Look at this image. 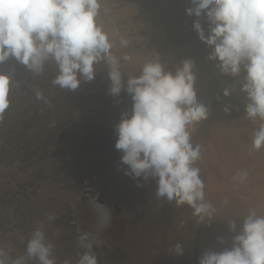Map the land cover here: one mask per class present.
<instances>
[{
  "label": "rangeland",
  "instance_id": "obj_1",
  "mask_svg": "<svg viewBox=\"0 0 264 264\" xmlns=\"http://www.w3.org/2000/svg\"><path fill=\"white\" fill-rule=\"evenodd\" d=\"M117 1L123 6H114ZM128 2L135 0H102L100 16L110 36L116 33L112 52L120 59L125 83L129 76H138L150 59L159 57L172 71L185 58L195 61L200 39L192 27L196 18L185 13L190 0L155 1L145 14L129 13ZM124 13L128 19L122 17ZM201 23L204 26L206 20ZM175 29L182 31L181 39ZM121 38L129 41L127 47L120 44ZM181 45L188 53L172 51ZM125 55L131 59L124 60ZM95 67V79L71 91L53 84L58 74L54 61L46 62L38 75L14 58L0 63V73L11 78L9 106L0 118V248L12 258L24 255L37 227L54 245L56 264H78L84 249L77 238L82 235L91 240L98 264H137L140 252L147 257L145 264H198L204 251L231 248L228 234H238L243 224L239 217L244 219L254 210L249 207L243 214L216 191L205 194L216 209L211 219L201 221L184 204V211L166 215L172 224L163 225L164 208L152 203L156 179L133 180L125 175L127 166L120 163L123 153L115 148V126L122 113L131 112L132 99L124 91L111 96L107 64ZM193 71L199 75L200 65ZM37 92L43 98L38 99ZM215 173L221 181V173ZM245 198L255 202L252 196ZM262 211L259 215H264ZM227 213L236 219V231L228 227ZM50 214L57 218L49 221ZM177 244L183 255L176 254Z\"/></svg>",
  "mask_w": 264,
  "mask_h": 264
},
{
  "label": "clouds",
  "instance_id": "obj_2",
  "mask_svg": "<svg viewBox=\"0 0 264 264\" xmlns=\"http://www.w3.org/2000/svg\"><path fill=\"white\" fill-rule=\"evenodd\" d=\"M190 4L185 13L196 18L192 27L211 49L208 59L216 61L224 75L245 73L240 91L248 100L247 117L261 121L252 140L253 149L260 150L264 147V0H190ZM101 8L102 0H0V63L14 58L38 75L46 62L54 61L58 74L53 84L71 91L95 79L97 64H107L109 94L118 97L124 91L133 102L131 112L122 113L115 126V148L123 153L120 163L127 166L125 175L133 180L156 179L157 197L178 206L187 204L201 221L211 219L216 209L205 200L204 182L195 166L201 147L191 139L195 124L209 111L197 97L195 61L185 58L172 71L159 57L150 59L138 76H129L125 83L120 59L112 52L116 33L110 36L105 30ZM201 19L206 20L207 31ZM120 44L127 47L129 41L121 38ZM10 82L9 75L0 73V118L9 106ZM232 91L225 88L223 95ZM37 98H43L42 93L37 92ZM246 176L239 174L241 179ZM56 218V214L48 216L49 221ZM229 228L236 231L234 220ZM77 240L84 249L78 264H98L91 240L86 235ZM53 248L43 228L37 227L24 255L12 258L0 248V264L29 260L56 264ZM175 251L183 255L184 249L177 244ZM198 264H264V215L250 211L231 248L204 251Z\"/></svg>",
  "mask_w": 264,
  "mask_h": 264
},
{
  "label": "bare ground",
  "instance_id": "obj_3",
  "mask_svg": "<svg viewBox=\"0 0 264 264\" xmlns=\"http://www.w3.org/2000/svg\"><path fill=\"white\" fill-rule=\"evenodd\" d=\"M155 1L159 2V0ZM155 1L135 0L134 3L128 2L129 10H126L133 14L134 12L143 14L154 6L153 4ZM121 2L122 1L115 2L114 6H123L124 3ZM124 14L125 15L122 17L128 19L129 15H126V13ZM207 27V23H205V31H207ZM175 32H178L177 38L181 39L182 31H177L175 29L174 33ZM199 44L198 50H196L197 53L195 52L196 55L194 57L195 66L200 65L201 72L196 76L195 86L198 88V100L204 102L207 105L209 111L205 119L195 124L192 130L191 139L194 145L199 144L201 147V156L200 159L197 160L195 166L200 169V177L204 182V192L206 195H209L210 193L212 194L213 192L216 193V191H218L217 194L219 196L221 195L226 200L228 199V202L236 203L242 210H240L241 213L249 212V209L252 208V210H254L259 215V211L264 208V147H262L260 150H255L252 147L253 132L259 127L261 121L259 118L253 120L247 117L245 106L248 103V100L246 99V94L240 91L245 73L242 71L237 77H231L222 74L217 66V62L208 59L211 49L202 41L200 42V40ZM172 51L174 53H188V51L182 48V45L181 47L173 48ZM204 53L207 54V57L202 59V57H205ZM229 87L233 89L232 94L228 97H225L223 95V90ZM226 106L229 107V111L227 112L224 110ZM214 171L221 173V181L216 179L217 177L216 173L214 174ZM245 172L247 173L246 178L241 179L239 174ZM218 195H215V197ZM245 196L254 197L255 202H247L248 199L245 201ZM219 199H221V197H219ZM152 203L157 207H160V209L164 208L162 211L164 213L166 222L164 223V220H162L163 225L171 223V221L166 217L167 214H173L174 217L175 214H178L183 210V205L178 206L175 201L169 202L166 198H159L157 195H155L154 199L152 198ZM227 214L229 215L228 227L229 223L233 220L236 222V225H238L236 219L231 214ZM247 215L248 214H246V216ZM181 218L183 219V216ZM239 219L242 222L244 221L242 217H239ZM158 220H161V218H158ZM175 220L177 221L178 219ZM180 221L182 222L183 220ZM172 222L174 221L172 220ZM179 224L180 223H178V225ZM171 226L173 227V225ZM194 239L195 238L193 236V243ZM228 239L233 241V232L228 234ZM166 243H168V240ZM151 247L157 249L155 245H152ZM140 253L141 254H139V257H137V264H145L148 261L147 257L142 252Z\"/></svg>",
  "mask_w": 264,
  "mask_h": 264
}]
</instances>
